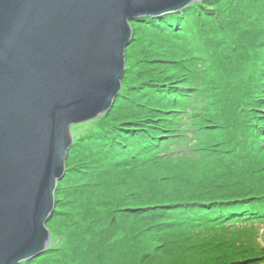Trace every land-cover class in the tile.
<instances>
[{"label": "trees", "instance_id": "trees-1", "mask_svg": "<svg viewBox=\"0 0 264 264\" xmlns=\"http://www.w3.org/2000/svg\"><path fill=\"white\" fill-rule=\"evenodd\" d=\"M131 26L112 108L74 128L51 245L19 264H264V0Z\"/></svg>", "mask_w": 264, "mask_h": 264}, {"label": "water", "instance_id": "water-1", "mask_svg": "<svg viewBox=\"0 0 264 264\" xmlns=\"http://www.w3.org/2000/svg\"><path fill=\"white\" fill-rule=\"evenodd\" d=\"M201 0H0V264L51 245L75 125L121 91L131 22Z\"/></svg>", "mask_w": 264, "mask_h": 264}, {"label": "rangeland", "instance_id": "rangeland-1", "mask_svg": "<svg viewBox=\"0 0 264 264\" xmlns=\"http://www.w3.org/2000/svg\"><path fill=\"white\" fill-rule=\"evenodd\" d=\"M92 121V120H91ZM88 122H90V121H87V122H83V123H79V124H76L75 126H77V125H82V124H85V123H88ZM75 132V131H74ZM70 210H71V208L70 209H68V211L70 212ZM68 213L67 212H65L64 214H62V216H63V219H64V225L65 224H67L66 223V221H67V217H68ZM63 219H61L60 221H62ZM59 221V222H60ZM261 226V229H262V231L264 230V223L262 224V225H260ZM51 239H52V237H51ZM52 241V240H51Z\"/></svg>", "mask_w": 264, "mask_h": 264}]
</instances>
